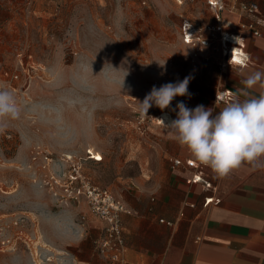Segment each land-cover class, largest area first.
<instances>
[{
    "label": "rangeland",
    "instance_id": "rangeland-1",
    "mask_svg": "<svg viewBox=\"0 0 264 264\" xmlns=\"http://www.w3.org/2000/svg\"><path fill=\"white\" fill-rule=\"evenodd\" d=\"M203 2L0 0V84L21 109L0 132V264H63L58 256H70L56 229L84 226L88 206L62 196L59 174L69 164L59 156H101L85 160L86 170L123 195L148 179L153 163L169 162L158 144L162 110L153 105L142 117L139 102L153 86L185 77L189 95L195 87L209 94L219 80L182 38L186 20L202 26L211 18ZM189 95L165 110L176 119Z\"/></svg>",
    "mask_w": 264,
    "mask_h": 264
},
{
    "label": "crops",
    "instance_id": "crops-1",
    "mask_svg": "<svg viewBox=\"0 0 264 264\" xmlns=\"http://www.w3.org/2000/svg\"><path fill=\"white\" fill-rule=\"evenodd\" d=\"M203 1L212 15L204 25H223L233 39L243 43L235 48L239 52L235 57H247L244 66H240L211 48L198 57L191 52L193 59L203 63L201 69L205 68L207 74H219L220 78L209 94L200 95L195 87L187 96L186 106L194 109L203 105L216 114L239 95L248 74L264 72V0H225L221 20L207 0ZM242 2H255L259 8L254 13L242 11ZM242 23L254 24L260 34L241 29ZM223 92L231 98L220 99ZM258 94L257 88L253 95ZM158 144L169 162L153 163L148 179L124 195L112 189L127 206L121 217L124 257L135 264H264V168L245 165L219 179L171 139L168 129ZM175 158L184 162L191 159L199 168L186 164L173 168ZM197 172L203 181L190 182L189 177ZM209 197L219 202L205 204ZM83 214L87 218L84 226L76 223L71 234L65 225L64 229L58 225V247L70 255L63 252L58 256L59 262L67 264L69 258L68 264H113L96 249L103 224L86 206Z\"/></svg>",
    "mask_w": 264,
    "mask_h": 264
},
{
    "label": "clouds",
    "instance_id": "clouds-1",
    "mask_svg": "<svg viewBox=\"0 0 264 264\" xmlns=\"http://www.w3.org/2000/svg\"><path fill=\"white\" fill-rule=\"evenodd\" d=\"M188 85L189 77H185L177 83L153 86L139 102L141 116L147 117L153 105L162 111L168 109L175 97L189 95ZM243 85L239 95L216 114L203 105L190 109L180 102L176 105V119L167 124L164 118L157 119L169 130L171 139L219 179L245 165L264 168V72L248 74ZM257 88L259 94L253 95ZM20 112L14 92L0 84V132L8 120L19 118Z\"/></svg>",
    "mask_w": 264,
    "mask_h": 264
},
{
    "label": "built area",
    "instance_id": "built-area-1",
    "mask_svg": "<svg viewBox=\"0 0 264 264\" xmlns=\"http://www.w3.org/2000/svg\"><path fill=\"white\" fill-rule=\"evenodd\" d=\"M192 2L194 0H191ZM207 4L217 11L216 17L221 20L220 11L226 8L225 0H207ZM259 8L255 2H242L240 9L248 13H254ZM182 38L194 54L198 57L199 54H205L206 49L211 48L213 51H220L222 56L234 61V49L242 46L243 43L227 31L223 25L205 24L204 26H196L192 22L186 20L182 26ZM241 29L251 30L255 35H259L260 31L255 28L252 23H242ZM239 53V52H238ZM219 97V96H218ZM220 99L228 100L231 98L230 94L225 92L221 93ZM88 158L96 161H101V156H96L88 152ZM49 156H46L48 158ZM48 158L49 160L53 158ZM62 161L69 164L68 169H61L58 183L65 194L62 196L71 197L69 199L80 200L83 198L88 206L89 211L103 224L101 236L96 241V249L100 254L105 256L113 264H135L128 261L123 255L124 237L122 226V214L127 211L126 204L116 197L112 189L108 186L97 183L86 170L85 157H76L73 154H63L59 156ZM100 163V162H98ZM173 168L180 167L186 164L189 167L199 168L195 161L189 159L183 161L180 158H175L172 161ZM199 178V179H197ZM192 183L202 182L203 176L197 172L188 179ZM205 187H207L205 185ZM219 199L209 197L206 199L205 204ZM82 223L86 221V215L81 216Z\"/></svg>",
    "mask_w": 264,
    "mask_h": 264
},
{
    "label": "bare ground",
    "instance_id": "bare-ground-1",
    "mask_svg": "<svg viewBox=\"0 0 264 264\" xmlns=\"http://www.w3.org/2000/svg\"><path fill=\"white\" fill-rule=\"evenodd\" d=\"M238 51V50H237ZM238 52H236V50L234 49V52L232 53V56L235 54H237ZM164 118L165 120V124H167L170 120H174V116L172 115V113L168 110H163L159 113V115L155 118V119H161ZM160 122V121H159ZM161 123V122H160Z\"/></svg>",
    "mask_w": 264,
    "mask_h": 264
},
{
    "label": "snow or ice",
    "instance_id": "snow-or-ice-1",
    "mask_svg": "<svg viewBox=\"0 0 264 264\" xmlns=\"http://www.w3.org/2000/svg\"><path fill=\"white\" fill-rule=\"evenodd\" d=\"M246 59H247L246 56H242L241 58L234 57V62L240 66H244V62ZM197 179H199V178H197Z\"/></svg>",
    "mask_w": 264,
    "mask_h": 264
}]
</instances>
